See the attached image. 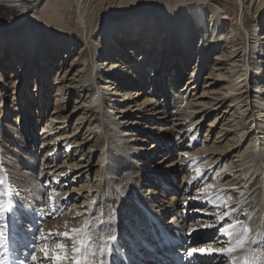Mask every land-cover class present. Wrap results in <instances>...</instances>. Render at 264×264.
Instances as JSON below:
<instances>
[{
  "label": "bare ground",
  "instance_id": "bare-ground-1",
  "mask_svg": "<svg viewBox=\"0 0 264 264\" xmlns=\"http://www.w3.org/2000/svg\"><path fill=\"white\" fill-rule=\"evenodd\" d=\"M42 1L37 5L38 0H0V3L31 9L20 21L0 23V62L4 67L12 68L9 75L3 74L0 69V81L12 83L8 90L11 94L6 91L3 101H10L9 97L13 94L12 100L19 112L18 120L24 118L19 130L22 134L25 127V131L28 127L33 131L34 125L43 117L48 99L53 98L49 122L45 120L46 124H42L37 133H49L55 128L52 118H59L63 123L66 117L77 113L73 124L77 125V129L82 127L83 134L79 138L72 136L75 140L67 145L85 150L82 153L87 155L85 165L80 166L88 170L99 164L91 160L93 150H99L102 155L101 166L95 169L98 181L94 184L95 200L84 211L76 206L66 211L60 230L49 221L52 227L48 228L46 224L43 231L64 233L81 227L86 219H90L97 242L100 229L105 236L112 235L114 230L116 236L124 235L122 240L129 238L133 247H136L133 239H142L145 234L148 237L145 241L154 247L147 231L151 224L163 223L176 235L164 222L180 221L179 218H169V215L163 216L164 209L170 212L179 208L175 213L181 218L184 213L186 215L185 201L190 204L193 201L190 197L198 195V188L201 196L226 190L225 197H231L225 199L227 209L205 203L203 207H195L199 211H193L194 208L188 211H192L199 217L200 223L205 224L214 223L217 212L235 209L233 219L240 226H247L251 236L260 234L256 244L250 243L248 248L264 250V0H235L236 6L224 5L219 1L208 4L206 0H171L168 3L152 0L155 5L150 9L146 6L139 10L145 3L130 6L132 8L126 13L127 17L116 22L112 19L96 21L92 12L85 9L89 0H70L76 6V33L79 32L81 38L66 28L47 30L43 24L55 17V8L61 0ZM40 5L45 11L43 14L38 12ZM240 7L242 12L238 16L237 9ZM251 8L253 14H250ZM38 18L42 24L36 22ZM77 48L73 57L70 56ZM66 54L70 56L67 62ZM16 58L22 59L20 72L12 67ZM187 69L192 72L189 71L184 77ZM22 73L26 76L27 84L28 80L36 78L33 84L37 95L33 103L29 100L32 95L28 93L27 86V99H24L25 94L14 92L20 85ZM32 73L35 74L32 76ZM150 73L155 75L154 81ZM52 87L61 93L67 89V93L70 91L75 96L70 111L66 107L71 100H65L61 93L56 97L55 92V96H52ZM3 90L0 89V93ZM83 93L86 99L82 97ZM205 117H208L206 131L218 124L220 131L210 142L209 133L205 134L203 141L208 142L195 148ZM189 122L192 124L188 130L196 124L189 133H193L189 140L191 143H182L186 132L183 128ZM148 126L156 131L145 135ZM125 128L134 132L129 134ZM15 129L16 126H9L6 133L11 141L18 140L12 137ZM1 131L0 128V146L3 143ZM74 133L71 132V135ZM55 137L56 143L54 139L47 141L44 138L45 157L48 153L56 152L58 144L67 142V136L57 134ZM142 141L149 146L138 145ZM162 142L164 145L161 147ZM23 149L27 151L26 147ZM162 152L165 153L163 156ZM174 153L178 157L167 161ZM46 160L48 158H42V163L37 162L33 155L27 153L24 168L31 170L29 174L19 170L14 159L10 163L12 170L5 173L6 166L0 169V178H5V184L13 191L15 211L13 218L9 219L13 223L11 225L17 223L16 217H23L26 210L34 208L36 211V201L41 199L48 202L47 194L46 198H41L44 191L42 183L37 180L42 177V170L49 169L43 174L45 182L51 177L54 185L58 183V175L51 176L50 170L58 171V174L70 173L66 167L53 163L54 160ZM197 169L203 172L202 178L195 185H188L187 181L196 175ZM162 176H170L173 183L162 180ZM118 184L125 185V188L119 191ZM160 184L171 186L169 191H173L174 195L169 200L156 198V189L163 191L162 197L167 193V189ZM54 196L60 202V207L63 200L71 198L66 190ZM122 206L138 211L141 217L138 222L134 219L135 226L125 221L129 224L128 229L131 228L125 231L132 232L131 235L125 234L123 228L119 227ZM205 212L211 215L203 214ZM77 213L81 215L77 216ZM106 224L111 227H103ZM197 228L198 225L192 223L177 235H185L187 239L184 242L187 243L193 237L200 240L203 235H212V229H207L203 234L194 232L189 238L188 231ZM51 241V245H54L59 238L54 236ZM126 244L123 246L116 242L112 254L98 256L96 264L102 261L104 264H117L121 257H129L131 263L135 264L133 259H140L134 258L135 255H143L144 252L137 249L132 253L133 247ZM45 246L47 244L38 247ZM65 246L68 256L66 264H73L72 241H66ZM228 246V240L219 235L200 247L221 249ZM123 247H131L132 250H124ZM246 254L245 249L232 255L242 257ZM212 261L213 264H231V257H216Z\"/></svg>",
  "mask_w": 264,
  "mask_h": 264
},
{
  "label": "rangeland",
  "instance_id": "rangeland-1",
  "mask_svg": "<svg viewBox=\"0 0 264 264\" xmlns=\"http://www.w3.org/2000/svg\"><path fill=\"white\" fill-rule=\"evenodd\" d=\"M41 1L42 0H38L37 5H39L41 3ZM146 1L147 0H89L85 4V9H89V11L92 12L93 18L96 19V21H100L103 19H105V20L112 19L116 22V20H120L123 17H127L125 15L129 10H131L132 7H130V6L137 7L140 5V3H145L143 6H141L139 8V10H141L143 7L148 6V8L150 9L152 6L155 5V4H153L154 2H151L152 0H149L148 3ZM163 1H164V3H168L171 0H163ZM206 1H209L208 4L213 3L212 1H219V2H222L224 5L227 4L228 6H236L235 0H206ZM74 6H75V4L70 0L59 1L58 6H56V8H55V13H56L55 17H53V19L46 20L45 23L43 24V26H45L47 30L49 29V31L52 29L57 30L55 27H59L60 29L66 28L69 32H75L76 33L77 32L76 28L78 25L76 24L77 23L76 22V15L74 12V10L76 9L75 8L76 6L75 7ZM42 7L43 6L40 5L38 12L40 11L43 14V13H45V11L42 10ZM30 10H31L30 7L0 3V23L11 24V23H15L17 21H20L23 17H25L27 15V13ZM240 12H242V7H240L239 10L237 9L238 16L240 15ZM252 12H253V9L251 8L250 14ZM220 15H221V13H220ZM160 17L161 16H159V18ZM36 22H39L40 24L43 23L39 20V18L36 20ZM160 23L163 24V22H160ZM80 25H82V23ZM63 35H68V34H63ZM74 35H77L79 38H81L79 32L74 34ZM74 35H71V36H74ZM2 41L5 44V42H6L5 39ZM5 47H7V45H5ZM77 50H78V48L74 49V51H72L70 53V56L73 57V52L75 53V51L77 52ZM126 54H128V53L126 52ZM66 55H68L67 58L65 57L66 62H67V60L70 59V56H69V54H66ZM12 59H14V58H12ZM15 62L13 63L12 67H14V69H15L14 71L17 72V70H18L20 72L19 66H21V64H22V59L18 60L16 58ZM26 63H29V62H26ZM30 65H32V62H30ZM4 66L5 65H3L0 62V69L3 71L2 73L8 74V75L11 74L10 72H11L12 68L9 69V68H6ZM189 71H190V73L192 72L191 69L190 70L187 69L184 77L187 76L186 74L189 73ZM34 74L35 73H32V76ZM154 76L155 75L150 73V77H151L152 81H154ZM34 79L36 80V78H34ZM34 79H31L30 81L28 80V84H27L26 76H25V74H23L22 78L19 80L20 85L18 84L19 87L20 86L21 87L20 88L18 87V89L14 90V92H16V93L21 92L24 95L25 93H27V91H26V86H27L28 93H30V96L32 95L31 99H29V98L28 99L30 101H32V103H33L35 95H37L36 94L37 90L34 91V84H33ZM11 85H12V83L0 81V89L4 88L3 92L0 93V122H1L0 128L2 129L1 132H2V136H3V138H1V141L3 140V143H2V146H0V169H2V166H6L5 173L9 170H12V164H10V163L14 159L17 162L16 165L18 166V169L21 170L22 172L25 171L26 174H29L31 172V170L29 168H24L25 167L24 161L26 160L27 153H30L31 155H33L37 159V162L42 163V161H41L42 158L44 160H45V158H48V160H46V161L54 160L53 163L57 162L59 165H62L64 167H66L68 170H70V173H68V175L66 174L65 176H64V173L59 172V174H58V171L53 172V169L50 170L51 176L58 175L57 176L58 183H56L55 185H54L53 179L51 177L46 182H45L44 175H42L41 178L37 177L38 178L37 180L40 182V184L42 183L41 188L44 191L43 192L44 195L42 193V197H41L42 199L46 198L49 191H53L54 195L56 193L64 191V190L68 191L69 194H71L70 199L62 201L63 203L60 207L61 211H57L51 215H47V214H45L43 216L41 214L39 215L38 212L41 213V210L45 209L46 205L48 204V202H44L43 200L40 199V200L36 201V206H35L36 211H34V208L30 211L26 210V213L24 212L23 217H20V216L16 217L17 223H15L14 225H10L13 223H11V221L10 222L8 221V223H9L8 232H10L12 234L13 238H16V236L14 234V232L16 230L17 232H21V233L27 235V238H28L27 240H29V238L31 240V242L29 240L28 243H31L32 246L31 245L30 246H31V248L33 247V252L31 255H29L28 259L26 260V264H32L31 257L33 254L37 256V260L39 261V264H52L51 259L45 260L43 258V254L39 251L40 248L38 246L43 245V244H47V246H45V247H47L49 249H53L55 247L54 245H55L56 241H55L54 245H51L54 240L53 241L48 240L46 243H42L40 241V231L45 230L44 228H45L46 224H48V228L52 227V226H50L49 221L50 222L52 221V223L56 224L58 227L57 230H60L63 227L64 222H65V220H62V219L65 216L66 211L71 210L73 208V206H76L77 209L82 208L81 210L84 211L86 209L87 205L91 204L95 200L96 196H94V191H95L94 184H96L98 182L97 177H95V169L98 168V166H101L100 159H102V158H100V157L102 155L99 154V150H96V151L93 150V152L91 154V160L93 163L99 162V164L96 165L95 168L93 167L92 169L88 170V169H85V167L80 166V164L85 165V159H86L85 156H87V155L82 154L85 150L84 151L82 149L80 150L78 147H73V145L72 146L67 145L68 143L75 140L74 137H72V136L75 135V136H78V138H79V136H82V134H83V131H81L82 127L77 129L76 128L77 125L73 124L74 122H76L74 120V118L78 115L77 113H74V114L66 117L63 120V123H60V122H62V120H60L59 118H52L51 117L52 118L51 121H53L52 125L55 128H53L49 133H45V134L37 133V132H39L41 125L46 124V121L50 118V117H48V114L52 113L51 112L52 108H53L52 105H54L53 104V102H54L53 98L48 99L47 104H46V108H45V112H43V117H41L39 122L36 123V125H34L36 128L34 127L33 131H31L30 127H28L27 131H25V128H26L25 127L22 131V134H20L19 130L22 128L21 125L23 123L24 118L18 120L19 112L17 111V108L14 105V102L12 100V98L14 97L13 94L9 97L10 101H8V102L3 101V97L5 96V92L8 91L9 89H11ZM14 88H17V87H14ZM67 91H68L67 89H64L63 93H61V91L59 89L55 90V88L52 87V90L50 91V93L52 94V96H55V92H56V94H57L56 97L59 96L58 94L61 93V95L66 97L65 100L70 99L71 103H70V105H67L68 107H66L67 111H70L72 108V101L74 100L75 96L73 94H71L70 91H69V93H67ZM39 92H41V89ZM42 92H45V90L43 91V89H42ZM8 93L11 94L9 91H8ZM38 94H40V93H38ZM84 95H85V93H83L82 97L84 99H86L87 97H86V95L85 96ZM27 96H28V94H25L24 99H27V98H25ZM29 105H32V104H29ZM25 110H28V108H25ZM213 113L216 114L217 111H213ZM26 114H28V112H26ZM48 122H49V120H48ZM206 122H208V117H205L204 123L198 131L199 139H197L195 142V148L205 144L208 141L210 142L213 139V137L218 133V131H220L221 126L219 124L217 126H215L212 130L206 131V129L208 127L207 126L208 123H206ZM2 124H4L5 126ZM191 124H192L191 122L185 123L183 130L184 131L186 130V132H185L182 143L188 142L190 140V138H192V136H193V133L192 134H189V133L194 130V128L196 127V124H194L190 128V130H188L187 128H189V125H191ZM9 126H16V129H15L12 137L17 138L18 140L11 141V139L6 136L7 131H9ZM73 131H75V133L73 135H71V132H73ZM125 131H127V133H129V134H130V132H134L133 130L126 129V128H125ZM155 131H156L155 129L148 126L147 130L145 131V135H147L151 132H155ZM63 133H66V134H63ZM135 133H137V132H135ZM207 133H209L210 137H209L208 141L207 140L203 141L205 139V134H207ZM57 134L67 136L66 137L67 142H62V143L58 144L56 152H54L53 154L48 153L47 154L48 156L46 155V157H45L44 155H45L46 148H44V146H45V143L43 141L44 138H46L47 141L54 139V143H56L57 140L55 139L56 138L55 136ZM18 135H20V136H18ZM94 135L96 136L95 133H94ZM98 137L100 138V135ZM130 137L134 138L135 136H130ZM160 141H161V139H160ZM148 143H150V139H148ZM148 143L145 141L144 142L142 141V142L138 143V145L143 146V147H147V146H149ZM189 143H191V142L189 141ZM163 145H164V143L162 142L159 146L162 147ZM23 147H26L27 151H25V149H23ZM166 148H167V146H166ZM84 149H86V148H84ZM157 151H158L157 153L160 152L159 149ZM176 153L172 154V156L169 159H167V161L168 160H175L178 157V155H176ZM15 154L17 156L16 158H14ZM164 154L165 153L162 152V156ZM52 157H53V159H52ZM156 158H157V156H156ZM40 168H42L41 164H40ZM45 171H49V169L45 168L44 170L41 171V173L43 172V174H44ZM184 172L188 173V171L185 169H184ZM15 174H17V173H12V175H15ZM73 177H75V178H73ZM64 179H66V181H64ZM164 179L171 181V179H173V178L170 179V176H162V180H164ZM171 182L173 183V181H171ZM3 187H9V186L5 184ZM117 187H118L119 191H122L125 188V185L118 184ZM149 187H151V186H149ZM161 187L165 190L167 189V193L164 194V197H162L161 194L163 193V191L156 189V191H157V194L155 195L156 198L157 199L166 198L169 200L170 199L169 197L174 195L173 191H169V188H171V186L169 187L165 184V186L161 185ZM152 188H154V187H152ZM193 188L194 187H192V189ZM16 191L18 192V190H16ZM20 197L23 198L22 195ZM114 203L115 202H113V204ZM204 204L205 203H203L202 205L201 204L197 205L196 201L190 202V204H188L186 206V215L184 213L183 216H181V218L179 217V215L176 216V213H175V210H177L179 208H175L174 211H170V212L167 209H164L162 212L163 216L169 215V218L174 217V218H179V220H180V221L176 222L175 220L170 219L171 220L170 223H166V222H164V223L167 225H170V227L172 229L176 225H178V226L183 225L181 231H185L186 228L190 224L194 223V224L198 225L197 229H199V228H201V226L204 223H200L199 217L194 215L192 213V211H188V210H190L191 208H195V207H198V208L203 207ZM78 206H80V207H78ZM159 208L162 211V208L161 207H159ZM120 209H121L120 210V217L122 220L119 221V227H122L124 231L131 229V228L128 229L129 224L128 223L126 224L125 221L128 220L131 223H134V226H135L136 222L134 221V219L137 222L141 220V219H139L141 217H140L138 211L130 210V209L128 210L124 206H122V208H120ZM19 214H21V212ZM28 218L33 219L36 222V224H37L36 230H33V231L31 230V227L29 225L33 221L31 220L28 223V221H27ZM27 224H28V226H27ZM14 227H15V229H14ZM29 228L31 230L30 231L31 233L29 231H27V230H29ZM215 230L216 229L211 230L212 234L215 233ZM26 231L28 232L27 234H26ZM46 231H50V230L46 229ZM50 232L53 233L54 231H50ZM203 232L204 231H200V232H196V233H202L203 234ZM125 234L131 235L132 232H129V231L126 232L125 231ZM144 235L145 234H143L142 237H144V238H142V239L140 237L133 239L134 243H136L137 248L131 246L128 237H127L128 239L122 240V238H124V235H122V234H119V236H117V242H119L120 245H123V246H127L126 243H128L129 246L133 247V250L131 247H123L124 250L129 249L130 251L132 250V252L134 251L133 253H135L137 249L140 251H143L140 248L142 247V245H145L147 243V241H145V238L146 239L148 238L147 236L145 237ZM182 236L185 237V235H182ZM205 236L208 237V235H203V236H201L200 240L193 239L192 241H194V243L197 244L194 247L201 248L200 247L201 245L208 243V242L201 243L202 237H205ZM216 236H217V234H215V237ZM149 237L151 238V235H149ZM186 239H187V237L185 238V240ZM195 240H196V242H195ZM212 240H213V238H212ZM211 241H209V242H211ZM198 242H200L201 245L198 244ZM8 244H9V246L11 245L9 243V240H8ZM12 245L14 247H17V246H15V242H13ZM149 247L152 249L154 248L153 246H150V245H149ZM202 248H204V247H202ZM0 252H2V250H0ZM20 253H22L24 255L23 258L28 256L26 253V249H24V248L21 249ZM145 254L146 253H144L143 255H145ZM117 264H119V263H117Z\"/></svg>",
  "mask_w": 264,
  "mask_h": 264
},
{
  "label": "snow or ice",
  "instance_id": "snow-or-ice-1",
  "mask_svg": "<svg viewBox=\"0 0 264 264\" xmlns=\"http://www.w3.org/2000/svg\"><path fill=\"white\" fill-rule=\"evenodd\" d=\"M191 167V166H189ZM43 175V172L41 173ZM66 175V174H64ZM203 176V172L199 169L196 170V175L187 181L188 185H195L198 180ZM5 185V178H0V264H8L9 257L4 255L10 251L8 244V230H9V219L13 218L15 211V202L12 199L13 191L10 187H3ZM210 188L211 185H208ZM212 194L209 193L206 196L198 195L196 197H190V200L196 201L198 203H209L215 208L224 206L227 209V204L225 199H230L231 197H225L224 192ZM5 197L7 199L5 200ZM67 196H65V199ZM189 201H185L187 206ZM200 209H193V211H199ZM57 211H61L60 202L55 200L53 191L48 193V204L45 209L41 210V215H51ZM235 209L225 210L223 213L217 212L215 214L214 223H205L199 229H190L188 231V236L191 238L194 232H200L207 229H216L222 238H225L229 242V246L221 249H213L209 247L208 249L200 248H189L186 251V257L191 262L193 259H198L199 257L209 258V264L211 259L216 257H231V264H264V250L257 251L255 247L248 248L251 243L256 244L257 240L260 238V234L257 236H251L249 234V229L247 226H240L239 222L233 219V213ZM205 215H211V213H203ZM80 216L81 213H77ZM103 227L110 228V224H106ZM215 234V233H214ZM264 234V233H262ZM54 236L59 238V242L55 244L53 249L47 247L40 248L39 251L43 253V258L45 260L51 259L52 264H66L68 259L67 249L65 242L68 240L72 241V253L71 258L73 264H96V258L98 256H110L113 252V246L117 242V236L113 230V234L110 236H105L102 229H100L99 242L94 239V230L92 228V222L90 219H86L83 225L79 228H73L70 231L64 233H45L43 230L40 231V241L46 243L51 240ZM247 250V254L242 257H236L232 254L238 250ZM32 264H39L36 255L31 257ZM101 264H104L102 261Z\"/></svg>",
  "mask_w": 264,
  "mask_h": 264
}]
</instances>
